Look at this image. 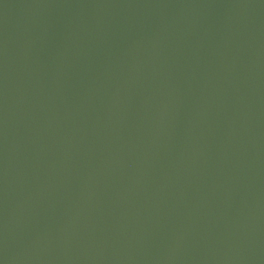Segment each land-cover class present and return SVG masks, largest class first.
I'll use <instances>...</instances> for the list:
<instances>
[{"label": "water", "instance_id": "obj_1", "mask_svg": "<svg viewBox=\"0 0 264 264\" xmlns=\"http://www.w3.org/2000/svg\"><path fill=\"white\" fill-rule=\"evenodd\" d=\"M0 264H264V0H0Z\"/></svg>", "mask_w": 264, "mask_h": 264}]
</instances>
